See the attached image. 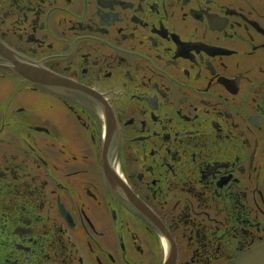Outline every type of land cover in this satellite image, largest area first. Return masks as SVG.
<instances>
[{"label":"flooded vegetation","instance_id":"af4514ba","mask_svg":"<svg viewBox=\"0 0 264 264\" xmlns=\"http://www.w3.org/2000/svg\"><path fill=\"white\" fill-rule=\"evenodd\" d=\"M0 47V264H264V0H0Z\"/></svg>","mask_w":264,"mask_h":264}]
</instances>
